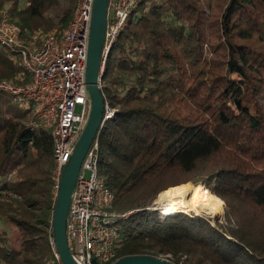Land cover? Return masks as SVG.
<instances>
[{
	"label": "trees",
	"instance_id": "16d2710c",
	"mask_svg": "<svg viewBox=\"0 0 264 264\" xmlns=\"http://www.w3.org/2000/svg\"><path fill=\"white\" fill-rule=\"evenodd\" d=\"M21 1L0 0V13L9 7L28 40L67 27L78 0L52 15L58 0ZM213 1L142 0L106 58L101 88L114 114L98 134L99 173L115 194L113 209H137L123 222L117 258L264 264V0H218L222 64L204 52ZM2 78L31 79L4 46ZM20 105L0 91V264H63L50 243L52 134L33 104ZM188 181L225 200L226 223L161 218L148 208Z\"/></svg>",
	"mask_w": 264,
	"mask_h": 264
},
{
	"label": "built area",
	"instance_id": "2783aa9c",
	"mask_svg": "<svg viewBox=\"0 0 264 264\" xmlns=\"http://www.w3.org/2000/svg\"><path fill=\"white\" fill-rule=\"evenodd\" d=\"M141 1L110 0L101 72L108 53ZM94 2L78 0L67 27L51 30L40 45L22 37L20 26L11 21L7 10L0 13V46L15 50L24 72L31 76L25 83L2 78L0 91L23 106L33 104L36 122L51 131L55 200L64 167L91 109L86 74ZM113 114L114 109L106 103L101 128ZM98 134L82 162L68 211V246L79 264H112L117 260L123 222L134 212L113 209L115 194L99 173ZM50 243L54 259L60 261L54 235ZM159 257L169 260L168 255Z\"/></svg>",
	"mask_w": 264,
	"mask_h": 264
},
{
	"label": "water",
	"instance_id": "95a60500",
	"mask_svg": "<svg viewBox=\"0 0 264 264\" xmlns=\"http://www.w3.org/2000/svg\"><path fill=\"white\" fill-rule=\"evenodd\" d=\"M110 0H95L87 61V84L91 99L88 121L75 144L70 160L64 167L60 188L53 212V235L56 248L63 264H79L68 246L67 218L71 194L75 186L82 162L91 147L101 124L105 111V98L101 88L102 48L105 42ZM112 264H176L171 260L153 255H128L115 260Z\"/></svg>",
	"mask_w": 264,
	"mask_h": 264
},
{
	"label": "rangeland",
	"instance_id": "374dc122",
	"mask_svg": "<svg viewBox=\"0 0 264 264\" xmlns=\"http://www.w3.org/2000/svg\"><path fill=\"white\" fill-rule=\"evenodd\" d=\"M25 4H26L25 0H22L21 3H20L21 6H24ZM70 4H71L70 0H58V4H56L54 7H52L48 11V14L52 15L53 11L62 10L65 7H67L68 5H70ZM221 7H222V2H220L218 0H215V1H213V8L212 9H208V11L206 13L209 16V29L207 30V34H208L207 35V41L204 43V52H205V57L210 62H215V63H221L222 64L224 62L225 58H226V52L227 51H226V48L224 46L223 39H220V35H219V31H218V21H219V17H220V11L222 9ZM9 9H10L9 7H4L3 11L4 10L9 11ZM56 28H58V26L54 27L53 29H50L49 31L54 30ZM46 34L44 33V34H42L40 36L38 34H36L35 36H33V38H28V40H34L36 45H40ZM37 40L40 41V42L37 43L38 42ZM20 106L21 107H25V106H22V105H20ZM185 183H190L191 185H195V183L193 181H188V182H185ZM181 184H184V183H181ZM181 184H177V185H181ZM201 184L205 188H207L212 194H214L211 191V189L207 186L206 183L201 182L200 184H197V185H201ZM177 185L170 186L167 189L171 190L169 188H171V187L174 188ZM167 189L162 190L161 192H159L155 196V198L153 200H151L150 203H149L148 208L151 209V210H154L156 212L157 216H159L161 218H164V217H176V216H178L179 214H182V213H186L188 215L190 214L191 216H193L195 214H198V215H202V216L210 218L212 220L213 224H215L216 222L226 223L225 222L226 203H225V200L222 199L219 196L218 197L220 199H222V201H223V211L221 213L222 215H220L219 218H217V219H214V218H212L210 216L203 215L201 213H196L194 211H184V210H179L178 212H175L173 214H164L163 211H162L164 209V205L159 203V199L163 198V197H165L167 195V191H168ZM214 195H216V194H214ZM131 210H134V212H135L137 209H131ZM245 211H247V209ZM263 217H264V215H263ZM12 232H13L12 233V236H13L14 233H15V230H13ZM163 255L166 256L167 254H163ZM168 257H169V255H168Z\"/></svg>",
	"mask_w": 264,
	"mask_h": 264
},
{
	"label": "bare ground",
	"instance_id": "6f19581e",
	"mask_svg": "<svg viewBox=\"0 0 264 264\" xmlns=\"http://www.w3.org/2000/svg\"><path fill=\"white\" fill-rule=\"evenodd\" d=\"M159 203L164 208H172L173 214L179 210L194 211L214 219L219 218L223 211V201L218 196L212 194L203 185H191L184 183L175 186L167 191V195L159 199Z\"/></svg>",
	"mask_w": 264,
	"mask_h": 264
},
{
	"label": "clouds",
	"instance_id": "9594fccd",
	"mask_svg": "<svg viewBox=\"0 0 264 264\" xmlns=\"http://www.w3.org/2000/svg\"><path fill=\"white\" fill-rule=\"evenodd\" d=\"M162 211H163L164 214H167V213L173 211V209L168 207V208H164Z\"/></svg>",
	"mask_w": 264,
	"mask_h": 264
}]
</instances>
